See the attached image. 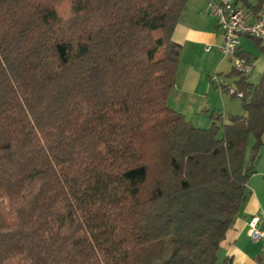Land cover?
Returning <instances> with one entry per match:
<instances>
[{
    "label": "trees",
    "instance_id": "obj_1",
    "mask_svg": "<svg viewBox=\"0 0 264 264\" xmlns=\"http://www.w3.org/2000/svg\"><path fill=\"white\" fill-rule=\"evenodd\" d=\"M189 1L0 0V264H157L168 239L163 264H218L264 145V72L238 74L246 115L222 129L171 109Z\"/></svg>",
    "mask_w": 264,
    "mask_h": 264
},
{
    "label": "crops",
    "instance_id": "obj_2",
    "mask_svg": "<svg viewBox=\"0 0 264 264\" xmlns=\"http://www.w3.org/2000/svg\"><path fill=\"white\" fill-rule=\"evenodd\" d=\"M208 1L190 0L175 29L173 40L182 46V54L176 84L169 97L171 109L202 129L213 125V114H220L225 118L242 112L239 102L224 94L227 92L225 86L228 85L223 79L229 77L232 69L230 71V60L224 58L220 51L224 33L217 21L208 15ZM236 2L238 6H242L241 1ZM250 40L254 39H240V53L254 62L249 49ZM226 60L229 66L226 65ZM215 76L222 77L219 78L221 86L216 85ZM248 191L246 203L221 244L218 264H264V245L254 242L248 234V222L251 218L264 216V145L254 163Z\"/></svg>",
    "mask_w": 264,
    "mask_h": 264
},
{
    "label": "built area",
    "instance_id": "obj_3",
    "mask_svg": "<svg viewBox=\"0 0 264 264\" xmlns=\"http://www.w3.org/2000/svg\"><path fill=\"white\" fill-rule=\"evenodd\" d=\"M207 13L213 17L223 30L224 39L220 51L230 60L232 70L241 76L248 77L254 71L253 61L240 53V39L249 37L256 40L264 48V9L255 14L243 5L238 6L236 0H209ZM217 80V77L214 79ZM221 86V81L217 80ZM227 93L233 97L243 98V93L227 86ZM248 234L254 242L264 245V216H254L248 222Z\"/></svg>",
    "mask_w": 264,
    "mask_h": 264
},
{
    "label": "rangeland",
    "instance_id": "obj_4",
    "mask_svg": "<svg viewBox=\"0 0 264 264\" xmlns=\"http://www.w3.org/2000/svg\"><path fill=\"white\" fill-rule=\"evenodd\" d=\"M249 49L253 55V59L255 60L254 61V64H255V68H254V71L251 75L248 76V80L250 83H252L253 85H256L259 83L260 79H261V76L264 72V50L262 49V47L257 43L255 42L254 40H250L249 42ZM222 56L224 57V55L222 54ZM225 58V57H224ZM205 60V59H204ZM226 65L229 66L228 64V60H226ZM230 71L232 69V66H231V63H230ZM226 69H229V68H226ZM217 77V80H220L219 78H222L221 76H215ZM238 77L239 75H233L231 77H224L223 81L227 84V85H231L234 89H237L236 87V81L238 80ZM215 79V78H214ZM216 80V85L218 84V86H220V84L218 83V81ZM215 81V80H214ZM226 92V91H225ZM227 93V92H226ZM224 93L226 96L228 95L229 98L233 101H237L239 102V106L242 107V112L240 114H236L234 116H242V115H246V112L244 111L243 109V106H242V99L238 98V97H232L231 95H229V93ZM170 106V105H169ZM171 108V107H170ZM188 121V120H187ZM215 123H217V125L222 129L223 125L224 124H228L229 123V115L226 116L225 118H223L222 116V119L220 120H216ZM210 128V127H209ZM203 129H207V128H203ZM223 132L221 131L220 132V135L222 134ZM254 143V139L252 138L251 141H250V146ZM175 246L174 244L172 243L171 239H168L166 240L165 242V252H164V256H163V259L162 261L158 262L157 264H163L167 259H169V257L171 256V254L173 253V250H174Z\"/></svg>",
    "mask_w": 264,
    "mask_h": 264
}]
</instances>
